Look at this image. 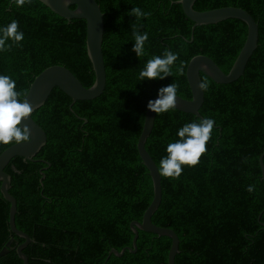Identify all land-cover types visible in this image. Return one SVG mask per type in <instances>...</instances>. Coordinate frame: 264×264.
I'll list each match as a JSON object with an SVG mask.
<instances>
[{"label":"trees","instance_id":"16d2710c","mask_svg":"<svg viewBox=\"0 0 264 264\" xmlns=\"http://www.w3.org/2000/svg\"><path fill=\"white\" fill-rule=\"evenodd\" d=\"M96 1L105 15L106 88L70 108L71 99L54 87L32 113L46 144L33 161L14 157L5 167L16 200L15 226L33 238L23 249L28 264H168L171 239L143 230L136 252L110 254L112 248L133 246L131 221L143 219L154 197L137 146L147 103L171 83L179 85L177 96L192 99L187 66L197 54L210 56L228 73L247 27L228 19L197 27L190 41L194 23L172 3L177 0ZM133 7L150 16L137 21L129 15ZM223 7L251 15L258 25L257 47L231 83L201 73L209 87L200 115L215 121L207 151L196 166H183L179 178L161 177V202L152 220L178 235L175 264H264V181L258 163L264 151V0H198L194 9ZM13 20L24 39L18 46L6 42L12 46L0 51V75L16 82L21 100L34 77L53 64L67 67L86 87L94 83L85 20L60 18L38 0L23 7L0 0V28ZM132 25L148 34L140 57L132 51ZM166 50L178 54L172 76L139 81L147 61ZM181 62L184 74L178 75ZM199 120L175 109L155 114L146 149L157 168L167 145L179 139L177 131ZM9 146L0 145V155ZM249 185L254 192L246 190ZM8 219L0 188V252L8 250L0 264H22L16 241L23 238L10 231Z\"/></svg>","mask_w":264,"mask_h":264},{"label":"water","instance_id":"95a60500","mask_svg":"<svg viewBox=\"0 0 264 264\" xmlns=\"http://www.w3.org/2000/svg\"><path fill=\"white\" fill-rule=\"evenodd\" d=\"M42 5L47 7L52 13L60 18L68 21L73 19L85 20L87 26V53L92 62L95 72V81L90 87H86L82 81L71 70L61 64H53L43 69L37 74L30 83L25 97L33 107V112L44 105L51 90L54 87L61 89L71 99L70 108L78 101H91L101 96L107 84V71L105 58L103 53V41L105 33L104 13L101 6L96 0H38ZM198 0H177L173 4L180 5L187 18L193 23L192 37L194 40V32L197 27L215 25L228 19H236L242 21L247 27V35L240 48L235 60L226 73L219 64L210 56L205 54H197L191 58L187 66V78L192 91V99H184L177 96L175 110L193 114L201 119L200 109L205 101V91H201L196 87L197 83L202 80L201 73H204L209 78L217 83L227 84L238 79L244 72L245 66L257 47L258 41V25L251 15L238 7H223L209 11H196L194 6ZM72 6L75 8L72 9ZM157 96L153 98L155 100ZM32 112V113H33ZM155 113L147 108L143 131L138 141V152L149 170V174L153 181L154 197L150 206L144 213L143 219L131 221V229L134 233L133 246H127L121 251L112 248L110 254L122 256L126 250L130 252L137 251V240L139 231H147L156 233L159 236H167L171 239V244L168 252V264H175V255L179 252V238L176 232L168 226H159L153 222L152 217L156 213L162 196L161 176L158 175L155 161L146 149V142L150 137L154 128ZM87 122V120H85ZM31 129V140L28 143L20 145H11L6 148L0 155V188L1 192L9 204V219L8 225L11 232L24 239V242L19 244L16 252L22 260V264H28L27 256L22 252V249L32 241V238L27 233L18 229L15 226L16 200L9 192L11 187V177L5 173V167L9 164L12 158L21 157L25 161H33L35 155L46 144V135L39 125L32 119L31 116L24 121ZM264 151L258 158L259 168L261 172V180L264 181ZM41 178H44L42 172ZM261 213L258 218H260ZM264 225V223H262ZM9 244V242H8ZM7 248L1 250L0 255L7 253Z\"/></svg>","mask_w":264,"mask_h":264},{"label":"clouds","instance_id":"9594fccd","mask_svg":"<svg viewBox=\"0 0 264 264\" xmlns=\"http://www.w3.org/2000/svg\"><path fill=\"white\" fill-rule=\"evenodd\" d=\"M11 3L23 7L31 0H11ZM67 3V0H65ZM137 21L141 17H148L150 13L143 12L139 7H133L129 12ZM133 29L134 44L132 51L137 57L143 56L144 45L148 40L146 32L141 33L136 25ZM19 24L16 20L11 21L7 26L0 28V51L10 50L11 44L6 46L7 41L19 45L24 39L23 32L19 31ZM178 59V54L165 51L163 56H154L149 59L143 70L139 73V81L164 79L172 76V66ZM184 62L177 68V74H184ZM179 85L171 83L158 90L157 98L149 100L147 108L159 115L175 109L177 101V90ZM196 87L206 91L209 87L206 80H201ZM21 93L16 91V82L6 75H0V145H20L31 140V129L27 119L33 112L32 105L26 100H21ZM215 121L203 118L198 122L187 123L177 131L178 140L169 143L166 147V157L159 162L158 175L166 179H177L183 172V166H196L202 155L207 151V142L211 139ZM249 193L255 191L254 185L246 189Z\"/></svg>","mask_w":264,"mask_h":264},{"label":"flooded vegetation","instance_id":"af4514ba","mask_svg":"<svg viewBox=\"0 0 264 264\" xmlns=\"http://www.w3.org/2000/svg\"><path fill=\"white\" fill-rule=\"evenodd\" d=\"M28 236H29V235H28ZM29 237H30V236H29ZM30 238H32V237H30ZM32 241H33V238H32ZM32 241H30V242H32ZM22 242H24V239H23ZM22 242H21V243H22ZM30 242H29V243H30ZM16 243H17V246H18L19 244H21V243H19L18 241H16ZM29 243H28V244H29ZM28 244H27V245H28ZM27 245H26L24 248H26ZM17 246H16V248H17ZM24 248H23V249H24ZM23 249H22V252H23ZM23 253H24V252H23ZM24 254H25V253H24ZM25 255H26V254H25ZM26 256H27V255H26ZM27 258H28V257H27ZM22 263H23V262H22Z\"/></svg>","mask_w":264,"mask_h":264}]
</instances>
